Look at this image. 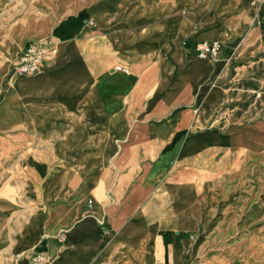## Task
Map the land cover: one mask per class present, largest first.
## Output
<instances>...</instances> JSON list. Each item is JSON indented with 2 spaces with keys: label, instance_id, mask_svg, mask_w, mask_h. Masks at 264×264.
<instances>
[{
  "label": "crops",
  "instance_id": "crops-1",
  "mask_svg": "<svg viewBox=\"0 0 264 264\" xmlns=\"http://www.w3.org/2000/svg\"><path fill=\"white\" fill-rule=\"evenodd\" d=\"M246 2L259 5L89 0L60 16L72 17L65 27L47 32L64 60H44L31 75L10 74L14 83L6 81L5 97L14 99L1 107L7 125L40 134L57 165L45 184L44 206L14 239L19 248L32 247L30 264H46L48 252L70 254L64 264H173L174 241L184 252V233L162 242L158 232L190 228L191 214L200 213V196L186 202L185 186L175 179L207 150L234 148L238 140L233 128L206 125L203 117L224 96L226 59L198 58L192 47L199 40L231 42L226 30L244 22ZM239 11L243 18L232 24ZM49 163L35 164L42 177ZM52 221L55 235L35 241ZM94 240L103 242L95 248ZM225 244L223 250H235L236 243Z\"/></svg>",
  "mask_w": 264,
  "mask_h": 264
},
{
  "label": "rangeland",
  "instance_id": "rangeland-1",
  "mask_svg": "<svg viewBox=\"0 0 264 264\" xmlns=\"http://www.w3.org/2000/svg\"><path fill=\"white\" fill-rule=\"evenodd\" d=\"M77 2L0 0V264H30L27 258L33 256L32 245L28 250L19 248V240L14 239L25 221H32L30 214L44 206L47 178L57 169L49 158L46 139L18 124L7 125L1 107L6 108L14 99L5 97L10 65L25 42L50 36L47 32L55 33L59 25L65 27L72 17L65 21L58 20L60 16L71 14L78 6L87 7L89 0ZM259 6L253 9L246 2L244 22L235 30L231 26L226 30L231 42L220 39L224 51L217 58L226 59L221 80L224 96L203 116L206 125L236 130L237 146L207 150L202 161L182 166L187 172L181 176L173 174L179 165L171 168V177L177 176L175 181L185 186L186 202L200 196L199 215H189L192 227L158 230L164 237L162 242L177 240L174 234L184 233L183 253L173 243V264H264V9L259 13ZM243 16L239 11L230 22L236 23ZM56 46L54 62L65 59L58 42ZM46 160L51 163L48 175L42 177L35 164ZM55 231L52 221L35 241L54 236ZM94 242L97 248L103 240ZM226 242L236 243L233 252L223 250ZM15 243L18 245L12 248ZM47 254L46 264H57L55 260L62 255L63 263L59 264L70 258L63 252Z\"/></svg>",
  "mask_w": 264,
  "mask_h": 264
},
{
  "label": "built area",
  "instance_id": "built-area-1",
  "mask_svg": "<svg viewBox=\"0 0 264 264\" xmlns=\"http://www.w3.org/2000/svg\"><path fill=\"white\" fill-rule=\"evenodd\" d=\"M255 2L257 1L253 4ZM222 47V42L217 39L199 40L194 43L192 51L198 58L215 59L220 56ZM56 48V42L50 36L25 42L12 61L11 75L22 76L36 73L44 60L54 57ZM114 69L126 72V68L119 65L114 66ZM87 205H91L90 200H87ZM38 259L39 256L36 255L34 260L38 261Z\"/></svg>",
  "mask_w": 264,
  "mask_h": 264
},
{
  "label": "bare ground",
  "instance_id": "bare-ground-1",
  "mask_svg": "<svg viewBox=\"0 0 264 264\" xmlns=\"http://www.w3.org/2000/svg\"><path fill=\"white\" fill-rule=\"evenodd\" d=\"M260 1H261V0H259V3H260ZM219 41H220V40H219ZM220 42H222V41H220ZM222 43H223V42H222ZM56 52H57V48H56ZM55 55H56V53H55ZM55 55H54V56H55Z\"/></svg>",
  "mask_w": 264,
  "mask_h": 264
}]
</instances>
